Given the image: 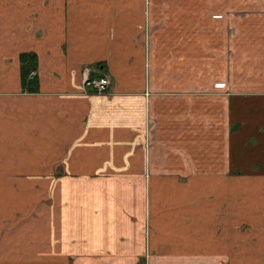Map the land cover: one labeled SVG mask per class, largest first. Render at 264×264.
Listing matches in <instances>:
<instances>
[{"label":"crops","instance_id":"1","mask_svg":"<svg viewBox=\"0 0 264 264\" xmlns=\"http://www.w3.org/2000/svg\"><path fill=\"white\" fill-rule=\"evenodd\" d=\"M158 10L0 0V264H264V75L192 74L210 16L198 53L197 9L175 4L168 35ZM84 66L107 92L83 89Z\"/></svg>","mask_w":264,"mask_h":264},{"label":"rangeland","instance_id":"2","mask_svg":"<svg viewBox=\"0 0 264 264\" xmlns=\"http://www.w3.org/2000/svg\"><path fill=\"white\" fill-rule=\"evenodd\" d=\"M158 4V13L160 16L161 33L168 35L175 30V24H171L170 15L171 9L177 4L190 5L194 11L193 17V36L197 40L192 41L193 51L201 50V45L204 51L205 43L200 41V33L197 31L196 19L198 16L208 13L210 16L209 25V66L205 70L206 65L198 62L196 65L186 64L192 74L203 76L207 73L209 77L216 76L217 72L222 73L226 71V78L233 77L234 64L237 62L235 75L242 76H262L264 75V48L255 49L257 52V58L249 59L246 55V59L238 57L239 51H243L244 43L249 42L253 45L256 42H264V0H156ZM152 0H146V6L148 9L147 14L151 13ZM199 11V13H198ZM202 12V13H201ZM198 13V14H197ZM201 13V14H200ZM214 16V19H213ZM149 17V15H148ZM172 20V18H171ZM198 25H200V17L198 18ZM149 26V27H148ZM204 26V22H203ZM152 28L151 23L146 24L145 34L148 37V29ZM180 28L178 29V31ZM185 30V29H184ZM188 31V29H187ZM225 35V37H224ZM262 43V42H261ZM240 47L242 49H240ZM247 51L249 49H246ZM254 50V49H253ZM252 51V50H249ZM236 54V57H235ZM250 60V61H249ZM207 71V73H206ZM227 84L237 83L230 80H226ZM231 88V87H230ZM86 92L103 94L95 92L93 90H86ZM148 126H146L147 128ZM148 129V128H147ZM153 136L146 138L145 148L149 154L152 149ZM149 228L146 227V233Z\"/></svg>","mask_w":264,"mask_h":264},{"label":"trees","instance_id":"3","mask_svg":"<svg viewBox=\"0 0 264 264\" xmlns=\"http://www.w3.org/2000/svg\"><path fill=\"white\" fill-rule=\"evenodd\" d=\"M20 72L22 87L28 91H37L38 83L35 75L31 74L37 69V57L33 52L20 54Z\"/></svg>","mask_w":264,"mask_h":264},{"label":"built area","instance_id":"4","mask_svg":"<svg viewBox=\"0 0 264 264\" xmlns=\"http://www.w3.org/2000/svg\"><path fill=\"white\" fill-rule=\"evenodd\" d=\"M91 68L84 66L82 70L83 89L93 90L98 93L107 92L111 84V80L106 75L94 76L91 74Z\"/></svg>","mask_w":264,"mask_h":264}]
</instances>
